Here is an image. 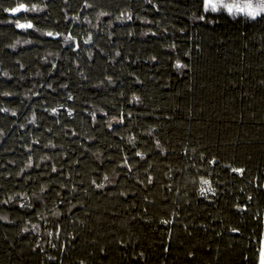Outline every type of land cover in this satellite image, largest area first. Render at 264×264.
<instances>
[{"label":"trees","instance_id":"trees-1","mask_svg":"<svg viewBox=\"0 0 264 264\" xmlns=\"http://www.w3.org/2000/svg\"><path fill=\"white\" fill-rule=\"evenodd\" d=\"M262 257L264 13L0 0V264Z\"/></svg>","mask_w":264,"mask_h":264},{"label":"snow or ice","instance_id":"snow-or-ice-1","mask_svg":"<svg viewBox=\"0 0 264 264\" xmlns=\"http://www.w3.org/2000/svg\"><path fill=\"white\" fill-rule=\"evenodd\" d=\"M221 8L225 9L228 13L234 14V13H243L246 16H251V17H256L258 16L261 12H264V2L253 5L251 0H233V2H225V0H203V9L205 12L208 10H211L212 12H217ZM30 10H35V6H33L32 9H29L28 6L25 4H19L15 7L7 9V11L11 15H17L20 12H27ZM201 19H204L203 16L200 17ZM20 29H27L31 28L32 24H21L17 26ZM51 35V33H49ZM177 68H182L185 67V65L180 64L177 62L176 65ZM233 171H238L237 169H233ZM204 183H207V181H204ZM210 190V189H209ZM205 191L202 189V192ZM261 264H264V257L261 259Z\"/></svg>","mask_w":264,"mask_h":264},{"label":"rangeland","instance_id":"rangeland-1","mask_svg":"<svg viewBox=\"0 0 264 264\" xmlns=\"http://www.w3.org/2000/svg\"><path fill=\"white\" fill-rule=\"evenodd\" d=\"M225 2H233V0H225ZM251 2L253 3V5L255 6V5H257V4H260V3H262V2H264V0H251ZM205 12V11H204ZM206 13H214V14H216V13H225V14H227L228 16H230V17H233V18H236V17H246V18H249V19H254V18H256V17H258L260 14H262V13H264V12H261L258 16H256V17H251V16H246L245 14H243V13H234V14H230V13H228L225 9H223V8H221L219 11H217V12H212L211 10H208Z\"/></svg>","mask_w":264,"mask_h":264}]
</instances>
